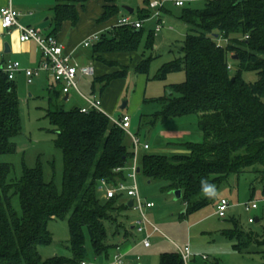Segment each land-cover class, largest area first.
Returning <instances> with one entry per match:
<instances>
[{
	"label": "trees",
	"instance_id": "trees-1",
	"mask_svg": "<svg viewBox=\"0 0 264 264\" xmlns=\"http://www.w3.org/2000/svg\"><path fill=\"white\" fill-rule=\"evenodd\" d=\"M93 1L98 0H56L50 36L56 38L65 22L75 28L79 9ZM103 3L99 21L119 15L117 0ZM150 4L139 21L152 18ZM182 8L179 20L187 26L179 50L183 57L165 65L158 79L184 72L186 81L174 86L178 98L157 99L160 112L140 114L139 124L154 127L163 121L196 116L204 139L182 145L186 154L144 153L139 156L138 169L149 181L163 183V192L181 191L185 216L213 203L215 193L234 176L254 173L264 185V0H205L202 9L186 3ZM143 29L115 27L92 47L94 61L116 68L93 80L94 97L99 89L102 100L114 81L127 78L131 65L137 75L148 74L152 58L139 54ZM155 36L154 30L147 48L154 46ZM220 40L227 42L219 45ZM110 55H128L133 62L123 66L109 60ZM135 57H140L139 63H134ZM247 73L255 74L257 81H245ZM64 102L61 88L49 89L47 117L55 128V146L63 156L62 191L44 181L40 165L35 169L24 166L22 177L14 180L12 165L0 163V264H82L88 257L87 239L96 257L108 255L111 246L107 245L106 223L129 209L120 197L106 200L100 191L103 182L116 185L128 181L127 168L134 158L125 143L128 134L106 114L96 110L82 113L83 107L67 111ZM22 131L17 86L0 69V157L17 152L15 139ZM202 181L214 185L215 191L205 193ZM16 197L20 210L13 203ZM51 220L68 222L70 258L44 260L41 256L40 248L53 243L48 229ZM229 223L232 228L224 235L236 240L237 251H248L256 237V244L264 247V229L261 234L245 232L235 218ZM160 264L184 261L176 251L161 255Z\"/></svg>",
	"mask_w": 264,
	"mask_h": 264
},
{
	"label": "rangeland",
	"instance_id": "rangeland-1",
	"mask_svg": "<svg viewBox=\"0 0 264 264\" xmlns=\"http://www.w3.org/2000/svg\"><path fill=\"white\" fill-rule=\"evenodd\" d=\"M179 0H117L121 8L120 18L130 16L139 21L141 12L148 13L150 3L162 2L165 11L161 12L163 29L155 36V43L152 48H147L150 33L155 30L157 20L147 19L142 31L140 43V55L152 58L150 69L147 75L140 76L129 71L127 79L111 88L115 94L117 103L116 109L104 108L110 116L119 119L123 115L132 118L131 132L139 136L141 140V151L144 153L174 156L186 154L187 151L181 146L187 143H202L203 134L199 129L198 117L189 116L163 121L154 127H141L139 124L140 114L150 115L160 112L161 105L155 103L157 99L170 97L178 98L174 86L186 81L184 72H175L163 79H158L160 71L165 65L179 60L183 57L179 50L182 47L187 34V26L179 20L184 8L176 7ZM186 6L202 9L205 0H185ZM129 7L134 10L132 15L123 8ZM144 13V14H145ZM85 52H90L89 49ZM245 81L254 83L257 76L253 73L244 75ZM38 80V79H37ZM36 80V81H37ZM35 81V82H36ZM93 78L86 77L79 81V89L82 94L95 98L92 92ZM47 85V84H46ZM22 88H18L21 98L22 133L15 139L17 152L15 154L3 155L0 163L10 164L13 167L11 179H20L23 175L24 166L28 169L42 167L44 181L53 183L59 191L63 189L64 165L62 152L55 146V128L47 117L48 94L47 88L37 81L34 85L24 82ZM75 92V91H74ZM77 97L72 93L71 99L65 101L64 109L69 111L75 107H81L84 100L77 92ZM30 95H33L31 97ZM96 97L100 98V91L97 89ZM105 95V94H104ZM102 95V100L104 99ZM123 103H127L125 110H121ZM106 112V113H107ZM107 113V114H108ZM125 143L129 151L134 153L133 143L127 137ZM148 143L150 151L145 152L143 146ZM254 173H245L232 177L229 182L215 193V201L205 208L189 215L183 216L185 205L176 201L172 193L162 191L164 184L151 182L144 175H137V186L139 194L144 203L152 202L154 209H145L148 220L159 229L151 238V248L145 249L142 246L146 233L131 231V227L142 220V215L134 208H129L113 218V222H107L108 239L107 245L111 246L108 255L95 256L91 243L87 239L88 264H113L114 256L118 248L126 246L138 248L135 256L140 257L142 264H160L161 255L174 253L177 247L184 248L190 245L196 254L205 255L209 258L207 262L200 258H193L190 264H264V247L256 244V238L248 251H237L236 240H230L224 233L232 228L230 218H235L245 232L261 234L264 229V185L257 180ZM132 185V183H130ZM227 199L231 204L228 212V219H220L215 215L218 201ZM130 199L124 197L120 202H128ZM249 202H257L259 209L248 214L244 211L243 205ZM14 206L20 210L18 198H14ZM230 215V216H229ZM250 217L260 218V222L249 224ZM48 229L53 235V243L40 248V254L44 260L53 257H71L70 233L67 221L51 220ZM149 229V233L152 232ZM126 231L129 235L126 236ZM122 253V252H121ZM123 254V253H122Z\"/></svg>",
	"mask_w": 264,
	"mask_h": 264
},
{
	"label": "built area",
	"instance_id": "built-area-1",
	"mask_svg": "<svg viewBox=\"0 0 264 264\" xmlns=\"http://www.w3.org/2000/svg\"><path fill=\"white\" fill-rule=\"evenodd\" d=\"M175 5L176 7H183L185 5V0L177 1ZM149 7L150 10L153 11L151 20H157L155 33L158 35L163 29L161 12L165 6L162 2H155L151 3ZM20 16L21 13L18 12L11 4L2 8L0 10L2 29L6 31H11L12 29L18 30L20 33V41L22 43L35 42L43 53L44 60L38 67L28 69L22 68L19 62H11L3 68L4 72L8 75L10 81H15L17 74L24 72L29 85H33L35 80L39 78L42 73H49L52 76L54 83L61 86L63 96L75 91L85 100L86 106L81 109L82 113H89L91 110H96L99 113L106 114L115 126L128 134L132 140L134 148V158L127 168L128 181L119 182L116 185H110L103 182L100 187V191L103 193V197L106 200L126 196L133 202V208L139 211L142 215V220L136 223L135 230L139 233L147 234L143 241V245L146 248H150L151 238L159 232V229L154 226L145 215V209H153L155 208V204L152 202L144 203L139 194L137 186V171L139 154L142 145L139 136L134 135L131 132V117L124 115L121 118L116 119L105 112L100 98H90L84 96L79 89V77H93L95 74L94 68L92 66H80L75 63L72 56L65 53L64 46L55 37L49 35L46 36L39 29L23 26L19 22ZM143 26V21H136L130 16H123L119 19L116 25V27H129L135 30H140ZM100 39L101 38L98 34L93 35L85 40L83 47L91 48L95 43H98ZM226 42V40H220L219 45H223ZM229 69H231V66H229ZM143 150L145 152L150 151L148 143L143 146ZM130 183H132V185H130ZM243 207L244 211L248 214H251L259 209L257 202H249L243 205ZM230 208L231 204L229 201L227 199H221L218 201L215 215L220 219H225L228 216ZM248 222L249 224H254L256 222V218L250 217ZM150 228L153 229L151 233H149ZM177 251L182 256L184 264H190L191 260L195 257H200L203 261L208 260V257L205 255L194 254L190 245H187L184 248L177 247ZM124 257L125 256L121 252L117 253L114 257L113 264H125ZM82 264L88 263L83 262Z\"/></svg>",
	"mask_w": 264,
	"mask_h": 264
},
{
	"label": "crops",
	"instance_id": "crops-1",
	"mask_svg": "<svg viewBox=\"0 0 264 264\" xmlns=\"http://www.w3.org/2000/svg\"><path fill=\"white\" fill-rule=\"evenodd\" d=\"M10 4L18 12L21 13V16L19 17V22L23 26L39 29L42 31L44 35L50 36L52 23L54 19L53 10L56 6V0H0V10ZM103 6H104L103 0H98L88 3L86 7L83 9L80 8L79 9L80 20L78 25L75 28H73L70 22H65L62 26L61 31L56 36V39L64 46L65 53L71 55L75 63L79 64L80 66H85V67L92 66L94 68L95 74L92 77L93 80L96 77H102L104 75L113 73L116 70V68H110L106 65L94 61L92 58L93 56L92 47L91 48L83 47V43L89 37L98 34L101 38L103 35L113 30L116 27L120 19V16H122L119 13L118 16L111 19L110 21L107 22L99 21V19L103 14ZM6 44H8L9 46V52L6 51L5 48ZM87 49H89L90 52L88 53L85 52V50ZM107 58L111 61L112 60L117 61L119 64L123 66H130L132 64L131 62H133V57H129L128 55H110ZM43 60H44L43 53L41 52L39 46L35 42L22 43L20 41L19 31L16 29H12L11 31L3 30L0 21V69H3L8 63L11 62H19L22 68L24 69L36 68L43 62ZM139 61H140V57H135L134 63L135 64L139 63ZM131 71H133V65H131ZM83 78L86 77L80 76L78 83L79 81L81 82ZM37 79L36 80L39 81V84H42L44 87L47 88L46 90L48 95H49V89H52L54 87L61 88L60 85H56L54 83V80L49 73H42L40 77ZM125 80L114 81L111 84V86L104 92L105 94V95L103 94L104 108L105 107L109 108V110L116 109L115 103H117L119 99L116 100V96L114 93H112L111 88L116 84L123 83ZM14 82L17 86V90L18 88H22L20 86H22L24 82L27 83V78L24 72L17 74ZM36 82H34V84ZM72 93L74 94V97H77L75 94L76 92L72 91L68 95L64 96L65 98L68 97L67 101L71 99ZM18 95L20 98L19 90H18ZM30 96L33 97V95ZM85 106H86V102L84 100V104L81 107H85ZM124 197L126 196L121 197V200H123ZM130 201L131 200H129L127 203H129ZM131 231H135V226L131 227ZM142 246L145 247L143 243ZM150 248L145 247V249H150ZM137 249L138 248H135L134 246L132 247L130 245L124 247V249L123 248L120 249V247H118V253L122 252L123 255L125 256L124 257L125 264H142L143 259L135 256Z\"/></svg>",
	"mask_w": 264,
	"mask_h": 264
},
{
	"label": "water",
	"instance_id": "water-1",
	"mask_svg": "<svg viewBox=\"0 0 264 264\" xmlns=\"http://www.w3.org/2000/svg\"><path fill=\"white\" fill-rule=\"evenodd\" d=\"M127 13H129L130 15H132L134 13V10L129 8V7H124L123 8ZM216 38H218V36H216ZM5 48H6V51L9 52V46L8 44L5 45ZM235 59H237V57H235ZM68 100V97L65 98V101ZM127 107V103H123L122 107H121V110H125ZM138 174L140 173V170L138 169ZM172 195L173 197L175 198L176 201H180L182 199V192L181 191H174L172 192ZM128 207L129 208H133V202L130 201L128 203ZM257 222H258V219H257Z\"/></svg>",
	"mask_w": 264,
	"mask_h": 264
},
{
	"label": "clouds",
	"instance_id": "clouds-1",
	"mask_svg": "<svg viewBox=\"0 0 264 264\" xmlns=\"http://www.w3.org/2000/svg\"><path fill=\"white\" fill-rule=\"evenodd\" d=\"M202 187L205 193H210L215 191V186L208 184L206 181H202Z\"/></svg>",
	"mask_w": 264,
	"mask_h": 264
}]
</instances>
